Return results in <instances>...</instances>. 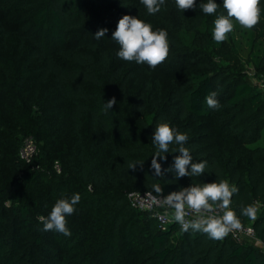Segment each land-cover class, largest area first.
<instances>
[{"label":"trees","instance_id":"16d2710c","mask_svg":"<svg viewBox=\"0 0 264 264\" xmlns=\"http://www.w3.org/2000/svg\"><path fill=\"white\" fill-rule=\"evenodd\" d=\"M202 2L181 12L165 0L151 15L141 0H0V264H264V248L249 240L160 230L126 199L129 190L158 185L169 194L227 180L238 188L231 208L264 244V214L252 220L240 212L264 204V144H249L264 142V91L211 56L225 45L237 53L244 40L246 60L264 70V14L242 39L232 32L217 43L213 21L223 0H214L215 15L204 14ZM123 15L167 31L165 62L153 69L116 55L112 33ZM211 91L219 93L218 110L206 104ZM160 122L188 135L193 162H207L203 174L155 177L152 137ZM26 137L36 146L28 161L19 155ZM177 147L157 157L162 170ZM77 193L66 217L71 236L44 231L39 217Z\"/></svg>","mask_w":264,"mask_h":264},{"label":"clouds","instance_id":"9594fccd","mask_svg":"<svg viewBox=\"0 0 264 264\" xmlns=\"http://www.w3.org/2000/svg\"><path fill=\"white\" fill-rule=\"evenodd\" d=\"M147 13L154 15L161 10L165 0H141ZM177 8L182 11L194 9L196 0H175ZM204 14H217L220 5L214 0H207L199 5ZM224 13L216 15L213 21L212 36L215 42L222 43L228 39L238 24L243 29L254 28L261 20L264 9L260 0H223ZM107 29L98 30L94 37L101 39ZM112 39L119 45L116 55L128 62L135 61L138 64H146L149 68H156L168 58L170 44L168 33L164 29L153 30L152 25L135 16L123 15L117 22L116 29L112 33ZM219 93L211 91L205 97L207 106L212 110L221 107L217 99ZM116 104L115 98L106 102V108L110 109ZM189 137L186 133L170 127L166 122L157 123L152 137V143L156 151L152 155L151 168L155 177H162L164 172H174L177 179L188 176H200L206 171L207 162H193L190 149L185 145ZM176 144L178 147L172 152L179 155L173 157V164L168 169H163L157 161V157L165 159L164 153L170 151L169 146ZM143 166L142 162H129L128 168L135 170L136 165ZM190 169V170H189ZM157 194L162 192L160 186H154ZM238 192V188L227 180L219 182H204L182 187L162 198L165 205L174 210V221L185 232L199 231L207 234L214 240H221L233 230L241 228V222L236 211L231 208L232 196ZM80 195L73 194L70 198L62 197L56 200L47 217H39L44 231H56L66 237L71 236L67 227V216L75 212V205L80 201ZM195 214L194 219H186L187 211ZM241 215L252 220L257 218L258 209L253 205H246L240 210ZM222 213V214H221Z\"/></svg>","mask_w":264,"mask_h":264},{"label":"built area","instance_id":"2783aa9c","mask_svg":"<svg viewBox=\"0 0 264 264\" xmlns=\"http://www.w3.org/2000/svg\"><path fill=\"white\" fill-rule=\"evenodd\" d=\"M261 84L264 89V74L261 77ZM22 143L23 145L21 144L19 148V155L25 159L26 156L32 153L35 146L30 137L24 138ZM161 189L162 192L160 194H157L154 188L129 190L126 192V199L131 208L147 212L155 220L158 229L166 230L169 227L181 229L180 225L174 221V210L163 203L162 198L168 194L162 187ZM194 218L195 214L188 210L186 219L191 220ZM228 237L238 242L249 240L264 248V244L256 237L254 229L250 224L241 223V228L239 230H233L229 233Z\"/></svg>","mask_w":264,"mask_h":264},{"label":"rangeland","instance_id":"374dc122","mask_svg":"<svg viewBox=\"0 0 264 264\" xmlns=\"http://www.w3.org/2000/svg\"><path fill=\"white\" fill-rule=\"evenodd\" d=\"M238 28H239L238 30L236 29V31H233L235 33L234 35L236 36V38L242 39V37H239V36L240 34L244 33L245 29L241 28L240 26ZM240 45L242 47L241 49H238L237 53H236L235 46L228 48L225 45L223 54L218 53L217 55L215 51H212L211 56L213 57L215 61L220 62L223 65H225V68H227L229 72L237 75L236 77H241L243 78L244 81L248 82L253 90L264 91L262 84H261V77L264 74V70L262 69L257 70V68H255L249 61L246 60V50L247 49L244 48V46L246 45V42L243 40ZM263 45L264 43L262 44V46ZM256 143L264 144L261 138H259L254 143L252 142L249 144L254 145ZM21 144L23 145V143ZM33 144L35 146L34 142ZM35 149H36V146L35 148H33L32 153L26 156V158L24 159L25 161H28L32 158L33 154L35 153ZM54 167L58 170L56 165ZM14 187H15L14 189H16V186ZM12 199H13V194H9L6 196V199L5 198L3 199V202L5 204H8L10 200ZM254 206L258 209L257 216L264 214V204L261 205L260 203L258 204L255 203ZM253 244L255 243L253 242Z\"/></svg>","mask_w":264,"mask_h":264},{"label":"crops","instance_id":"0c3cea01","mask_svg":"<svg viewBox=\"0 0 264 264\" xmlns=\"http://www.w3.org/2000/svg\"><path fill=\"white\" fill-rule=\"evenodd\" d=\"M258 204V203H257Z\"/></svg>","mask_w":264,"mask_h":264}]
</instances>
